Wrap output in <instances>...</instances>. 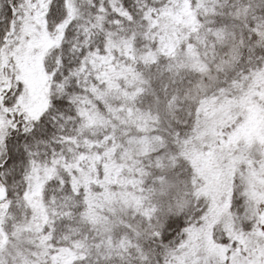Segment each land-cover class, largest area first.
Returning <instances> with one entry per match:
<instances>
[{
    "label": "snow or ice",
    "instance_id": "1",
    "mask_svg": "<svg viewBox=\"0 0 264 264\" xmlns=\"http://www.w3.org/2000/svg\"><path fill=\"white\" fill-rule=\"evenodd\" d=\"M0 264H264V0H0Z\"/></svg>",
    "mask_w": 264,
    "mask_h": 264
}]
</instances>
